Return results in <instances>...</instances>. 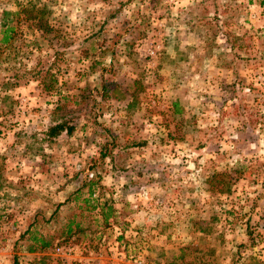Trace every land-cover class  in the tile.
I'll return each mask as SVG.
<instances>
[{
  "label": "rangeland",
  "instance_id": "rangeland-1",
  "mask_svg": "<svg viewBox=\"0 0 264 264\" xmlns=\"http://www.w3.org/2000/svg\"><path fill=\"white\" fill-rule=\"evenodd\" d=\"M7 26L0 264H264V0H0Z\"/></svg>",
  "mask_w": 264,
  "mask_h": 264
},
{
  "label": "trees",
  "instance_id": "trees-1",
  "mask_svg": "<svg viewBox=\"0 0 264 264\" xmlns=\"http://www.w3.org/2000/svg\"><path fill=\"white\" fill-rule=\"evenodd\" d=\"M30 4H32L31 2H29ZM20 13L25 15V21L28 22L29 26H32L33 29L37 30V31H41V33L43 34H47L50 33V31H53L52 26L49 25L48 21H47V11L45 9V7H33V5L31 7H26L24 6L22 8V10L20 9ZM31 28V29H32ZM10 32H15V28L14 27H9L7 26L3 32L2 35L0 37V44H8L9 40H10V36L9 33ZM10 45V44H9ZM31 75L33 78L35 79H41L44 81V83L47 84V82H45L46 78L48 77V75H43L41 74V71L39 70L38 72H31ZM43 76V77H41ZM48 87H53L51 84H47ZM107 86V85H106ZM117 87H115V91L117 90ZM106 90H105V95H106ZM112 97H116V99H120L119 96H116V94H112ZM82 99L84 98V95L81 97ZM86 98V96H85ZM77 103V102H74ZM67 103H64L62 106H57L55 108V113H56V117L53 118L54 123L52 125H50L47 129L46 132V137L51 140V139H55L57 137H59L60 135H62L63 133H65L66 135H70L73 131H74V126L70 125L69 122L73 120L72 117V111L67 110L66 107ZM176 106V105H174ZM175 113H178V110L175 108ZM182 128V126H177V130L179 133H181L180 129ZM181 140L184 139L185 135L181 134ZM106 155H108L107 152H103L100 154L101 158H104ZM226 176V175H223ZM98 178V177H97ZM98 180H94V178H92L91 180H88L84 186H88V198L83 199V203L88 204L90 198L93 195V190L92 187L94 185H97L98 182H96ZM208 183L211 185V188L213 189V191L218 192V193H225V192H229L230 191V184L231 179L229 177H227V182L223 181V180H219V182H217V177L213 176L212 178H210L208 180ZM220 185V189L218 188V186ZM79 191H77L76 196H75V200L77 201L79 199ZM96 209V206H93L91 208H89V211H93ZM101 214L103 216V222L105 224V226L108 225V220L110 217H112L113 215V210L111 208V206H106V204H103L101 207ZM72 223H70L68 226H66V234L67 233H71L73 228L71 226ZM75 227L77 228L78 225L76 224ZM25 234H28V240L30 241V244L27 246V251L29 253H35V252H39L44 250L45 248H48L49 244L47 242H44V239L37 234L36 232L30 231L29 229H27V231L25 232ZM17 264V263H15Z\"/></svg>",
  "mask_w": 264,
  "mask_h": 264
}]
</instances>
